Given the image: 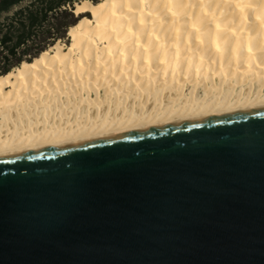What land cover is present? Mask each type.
I'll use <instances>...</instances> for the list:
<instances>
[{
	"label": "water",
	"instance_id": "95a60500",
	"mask_svg": "<svg viewBox=\"0 0 264 264\" xmlns=\"http://www.w3.org/2000/svg\"><path fill=\"white\" fill-rule=\"evenodd\" d=\"M184 174L206 186L173 194ZM36 209L78 210L62 247L17 245ZM0 236V264H264V105L2 156Z\"/></svg>",
	"mask_w": 264,
	"mask_h": 264
},
{
	"label": "bare ground",
	"instance_id": "6f19581e",
	"mask_svg": "<svg viewBox=\"0 0 264 264\" xmlns=\"http://www.w3.org/2000/svg\"><path fill=\"white\" fill-rule=\"evenodd\" d=\"M74 13L66 48L0 77V157L264 105V0L81 1Z\"/></svg>",
	"mask_w": 264,
	"mask_h": 264
},
{
	"label": "trees",
	"instance_id": "16d2710c",
	"mask_svg": "<svg viewBox=\"0 0 264 264\" xmlns=\"http://www.w3.org/2000/svg\"><path fill=\"white\" fill-rule=\"evenodd\" d=\"M80 1L84 0H0V77L66 40L73 25H65L69 16L78 21L73 6Z\"/></svg>",
	"mask_w": 264,
	"mask_h": 264
},
{
	"label": "snow or ice",
	"instance_id": "6c2138e0",
	"mask_svg": "<svg viewBox=\"0 0 264 264\" xmlns=\"http://www.w3.org/2000/svg\"><path fill=\"white\" fill-rule=\"evenodd\" d=\"M76 16L79 17V13H76ZM76 23V20H73L72 17L69 16L68 23L65 26H71ZM63 35L64 33L61 32V36ZM206 179L207 178L205 177H195L191 174H184L176 181L173 188V194H188L195 196L206 186ZM77 214L78 210L53 214L47 209H36L29 213H18L15 217H13V223L18 224V235L15 238V242L22 250L35 244L38 239H44L47 243L54 244L57 247H62V242L52 240L51 236L56 232H60L68 228L72 223V219ZM29 218H31L34 222H39L44 225L46 227V232L39 233L33 229L29 224ZM132 231H141V229L138 225L134 224L132 225ZM145 235L148 238H151L154 233L146 232ZM0 241H2V236H0Z\"/></svg>",
	"mask_w": 264,
	"mask_h": 264
},
{
	"label": "rangeland",
	"instance_id": "374dc122",
	"mask_svg": "<svg viewBox=\"0 0 264 264\" xmlns=\"http://www.w3.org/2000/svg\"><path fill=\"white\" fill-rule=\"evenodd\" d=\"M84 1H86V0H84ZM98 1H99V0H97V3H98ZM87 2H89V3H91V4H94V3H92V2L89 1V0H87ZM82 16H83V15H80L79 19L82 18ZM86 16L89 18V15L86 14ZM79 19H78V21H79ZM78 21H77V22H78ZM67 33H68V32H67ZM66 37H67L66 40L61 41V42H56V43H58L59 45H61L63 48H66V47L68 46V44H69V40H70V39L68 38V34H66ZM56 43H55V44H56Z\"/></svg>",
	"mask_w": 264,
	"mask_h": 264
}]
</instances>
